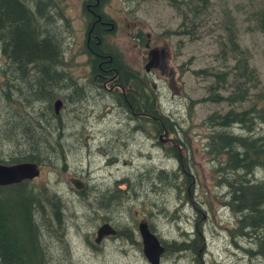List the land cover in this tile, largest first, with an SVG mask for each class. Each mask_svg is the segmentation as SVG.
Segmentation results:
<instances>
[{
	"label": "rangeland",
	"instance_id": "rangeland-1",
	"mask_svg": "<svg viewBox=\"0 0 264 264\" xmlns=\"http://www.w3.org/2000/svg\"><path fill=\"white\" fill-rule=\"evenodd\" d=\"M172 1L176 0H102L103 11L116 26L110 41L118 52L122 50L126 64L135 68L139 62L135 49L132 50L134 40L130 38L136 33L141 38L148 36L153 45L170 56L163 72L156 71L164 78L148 79L152 90H155L152 85L158 89L160 95L157 96V91L155 94L159 107L170 123H175V126L170 124L175 133L169 134L165 128L158 131L161 140H155L154 148L143 136V120H130L136 114L124 107L113 90L103 89L99 80L96 89V82L88 76L89 69L80 54L77 37L81 33L77 0H56L54 11L45 6L48 12L44 11L43 33L53 37L60 47L61 61L52 72L61 82L55 91L47 88L42 93L48 90L46 94L56 95L52 106L56 99L63 102L58 110L59 125L44 110L45 102H28L34 119L41 114L37 137H42L51 148L48 156L41 157L51 160V166L41 165L39 176L30 185L48 194L54 193L60 199L65 231L61 238L41 237L50 254L46 264H148L141 254L136 232L140 221L147 223L166 245L159 264H263L253 254V238L234 230L235 216L227 205V189L223 183L216 182L220 178L232 182L235 173L221 177L220 170L224 167L220 163L224 157L210 159L206 152L220 134L223 139L236 140L257 138L264 133V123L258 118L252 121L251 129L252 122L246 120L240 123L234 120L233 127L207 122L211 115L249 109L254 95L264 91V33L258 28L264 0H182L174 6ZM198 8L202 11L198 10L196 19H192L189 13ZM228 28L243 55L229 52ZM245 57L259 83L249 89L248 99L231 106L223 101L233 88L228 80L220 84L222 89L216 94L217 101H209V95L215 94L209 89L213 79L204 77V72H225L237 60L244 63ZM173 70L175 75L170 77ZM61 72L65 75L63 78L59 76ZM16 78L15 85L21 82ZM242 78L240 81L244 84ZM132 101L137 106L142 104L134 98ZM151 101L147 99L148 105ZM262 105L263 102H257V108ZM149 128V132L155 131L151 122ZM167 136L169 142H166ZM4 143L0 140L1 155L17 154L15 146ZM172 147L177 151V159L170 152ZM231 150V153L240 152L237 144ZM243 174L239 172V176ZM262 176L255 169L233 186H240L247 179L260 181ZM184 177L188 178L187 184L183 183ZM69 178L80 180L83 188L74 189ZM114 183L119 190L127 187L126 195L111 194ZM103 192L105 196H113V201L108 210L97 212L93 198L104 197ZM102 224H109L118 233L132 231L131 239L139 247L120 234L119 238L105 236L96 244L95 232ZM197 233L201 241L190 244Z\"/></svg>",
	"mask_w": 264,
	"mask_h": 264
},
{
	"label": "trees",
	"instance_id": "trees-1",
	"mask_svg": "<svg viewBox=\"0 0 264 264\" xmlns=\"http://www.w3.org/2000/svg\"><path fill=\"white\" fill-rule=\"evenodd\" d=\"M55 1L0 0V60H2L0 61L2 62L0 68V137L2 138L0 140L2 143L5 142V145L15 146V151H17V154H0V164L30 162L35 163L38 167L41 165L51 166V160L41 159L43 156H48V151L51 150L42 137H37L40 130L39 123L42 122L41 114L34 119L30 114L33 110L28 106V102L29 100L31 102H45L44 110H47L51 119H56L58 123L59 115L54 113L52 106L56 95L52 92L46 94L48 90L42 93V90L47 88L55 91L61 82L58 75L52 72L53 67H56L61 61L60 47L56 40L53 41V37L43 33L44 25L42 23L43 17H46L44 11L48 10L45 6H49L54 11ZM175 2L172 1L171 5L174 6ZM53 14L56 23L57 16L54 12ZM192 14L195 15L194 12ZM259 22L258 28L264 33V13ZM230 30L231 28H228L226 37L230 45L229 52L242 54L243 52L239 51L234 39H231L233 34ZM231 40L233 41L231 42ZM110 55L114 61L112 68L118 72L120 69L123 70L121 72L123 76L120 79L126 85V90L129 91L124 93L128 101V103H123L124 107L137 115L136 117L131 116L132 119L143 120L146 116L140 115L142 112L141 105L137 107L130 100V98H134L136 101H142V94L138 93V90L142 89L141 78L136 72L134 77H130L128 67L124 62L122 60L116 61L121 58L115 51L112 50ZM106 60V58L97 57V63ZM97 72L101 74L99 70ZM110 75H113L112 72ZM59 76L63 78L65 75L61 72ZM203 76H210L213 79L209 89H212L215 94L209 95L208 98L211 102L217 101L218 96L216 94L222 89L220 84L231 80L232 92L223 98V101L229 106L248 99L249 89L259 85L255 71L248 67L246 57L244 63L237 60L234 66L225 72L212 74L209 71L204 72ZM15 77L21 81L17 85L13 83ZM129 77L134 78V80L130 82ZM241 78L244 84L241 83ZM23 90H27L29 93L27 94ZM254 98L249 109L245 111L231 109L223 115H211L207 118V122L212 121L216 126L233 127L234 120L239 123L243 120L251 123L254 118H258L261 123H264V105L257 108L258 101L264 103V91H259L254 95ZM149 99L152 100L146 111L149 121L143 120V122H151L155 131L165 128L169 134H174L175 132H172L173 129L170 128L172 121L168 116L163 115L156 94L154 97L150 95ZM253 123L250 124L249 129L253 127ZM171 125L175 126V123ZM59 128L61 129V126ZM219 136L216 137L218 139H214L213 144H208L209 150L206 155L210 159L216 158L218 155L224 157V161L220 163V167L224 168L221 170L219 168L221 177L235 173L232 175V182H226L224 178H220L216 182L223 183L227 189V205H230L229 208L231 207L230 209L235 216L236 226L234 230L241 234L243 231L244 236L253 238L255 245L253 254L264 264V133L251 139L242 137L236 140L234 138L223 139L221 138L224 137L223 135L220 134ZM58 138L60 139V136ZM236 144L239 146L240 152L231 153L233 152L232 146ZM170 152L177 159V151L174 147L171 148ZM217 169L215 171H218ZM255 169H258L261 175L263 174L262 178L259 179L260 181L251 182L247 179L240 186H236V184L233 186L235 181H239L241 177H245V174H250ZM239 172H243V176H239ZM183 183H188L187 177H184ZM116 185L114 183L110 193L126 195L127 187L125 190H119ZM103 194L104 197L102 195L93 198L97 212L105 208L108 210V206L113 201V196H105L104 192ZM63 212L62 203L54 193L48 194L44 189H35L30 185V181L0 187V264H46L47 261H50V254L47 253L48 245H43L41 237L50 235L61 238L63 233L65 234ZM237 213L241 214L240 217ZM126 231L127 233L125 231L118 233L116 230L115 238H119L120 234V236L128 237L127 239L134 244L137 243L136 245L139 247V243L131 239L132 231ZM194 236L193 240H190V244L193 245L197 241H201L198 233ZM162 245L165 251L166 245L164 243Z\"/></svg>",
	"mask_w": 264,
	"mask_h": 264
},
{
	"label": "flooded vegetation",
	"instance_id": "flooded-vegetation-1",
	"mask_svg": "<svg viewBox=\"0 0 264 264\" xmlns=\"http://www.w3.org/2000/svg\"><path fill=\"white\" fill-rule=\"evenodd\" d=\"M180 1L182 0H176L177 3ZM77 2H78V6H77L78 17L80 20L79 22L81 24V33L77 37H78V42H80V49H81L80 54L84 56L89 69L88 76H90L92 80L96 82L95 84L96 89H97V80H99L102 82L101 87L103 89L113 90V92H115L116 98L119 101H121L122 103H128L124 95V93H126L128 89L126 90V85L120 79L121 76H123V73H121L123 70L121 71L120 69V71L118 72L115 70V68H112V66L114 67V65H112L114 61L112 55H110L112 50L115 51L121 58L118 60L115 59L116 61L119 62L121 60L123 62L125 61L124 57H122L121 55L122 50L118 52L117 48L113 46V42L110 41V39L112 40L110 35L116 27L115 24L112 22L110 17H108V15L103 11L104 9H102L103 6L102 0H77ZM198 10L202 11V8L193 9L192 12L189 13L190 14L189 16H191L192 19H196L198 15L197 14ZM193 11H196L195 15L192 14ZM189 24L192 25L193 23L190 22ZM130 38L134 40V42L132 43V47L135 46V48L132 47L131 48L132 50L135 49L134 50L136 51L135 57L136 60H138L139 62L137 66H135V68H132L130 65L126 64L125 62L124 64L128 67L130 77L131 76L134 77V74L136 72L142 80L141 82L142 89H140L141 93L138 90V93L142 94L141 98L143 100L141 101L142 112L140 113V115L146 116L143 119L144 121H149V116L148 113L146 112L148 108L147 99H149L150 95L154 97L156 93L155 91H157L158 94L157 96H159L160 93L154 85H152V87L155 88V90H152V88L149 85L148 78L153 79L154 81L156 80L161 81L164 77L162 74L158 76L156 74V71L159 70L160 72H163L164 63L169 59L170 56L166 51L164 52L161 47H158L157 45H153L148 36L141 38L138 36V33H136V34H131ZM153 43L158 44L156 41H153ZM177 56L178 55H176V57ZM97 57H100L101 59L106 58L107 60L102 61L101 63H97ZM97 70H99L101 74H99ZM111 72L113 75H110ZM174 75L175 72L173 70L169 76L174 77ZM88 76H86V78H88ZM104 76H106V78H104ZM133 80L134 78H130V82H132ZM130 100L132 101L133 99L130 98ZM135 105L137 106L136 103ZM130 120H134V119L130 118ZM142 129L144 132L143 134L144 138H146L150 142L149 146L152 148L156 147V145L154 144L155 140L156 139L161 140L160 139L161 135L157 134L158 131L157 130L153 131V133L149 132L150 128L148 122H144ZM168 140L169 139L167 136L166 142H169Z\"/></svg>",
	"mask_w": 264,
	"mask_h": 264
},
{
	"label": "water",
	"instance_id": "water-1",
	"mask_svg": "<svg viewBox=\"0 0 264 264\" xmlns=\"http://www.w3.org/2000/svg\"><path fill=\"white\" fill-rule=\"evenodd\" d=\"M61 101L56 100L53 103L54 113L57 114ZM39 175V167L35 163L22 162L17 164H0V187L18 184L23 181H30ZM69 182L76 190H81L83 184L77 180L70 178ZM137 232L140 238L141 253L148 264H159L160 257L164 252V248L157 239V237L151 233L144 222H140L137 225ZM115 230L111 228L109 224L100 225L96 232L95 242L105 236H114Z\"/></svg>",
	"mask_w": 264,
	"mask_h": 264
},
{
	"label": "bare ground",
	"instance_id": "bare-ground-1",
	"mask_svg": "<svg viewBox=\"0 0 264 264\" xmlns=\"http://www.w3.org/2000/svg\"><path fill=\"white\" fill-rule=\"evenodd\" d=\"M63 102V101H62ZM67 235V234H66ZM186 235V234H185ZM97 244V243H96ZM166 250V249H165ZM164 253H165V251H164Z\"/></svg>",
	"mask_w": 264,
	"mask_h": 264
}]
</instances>
